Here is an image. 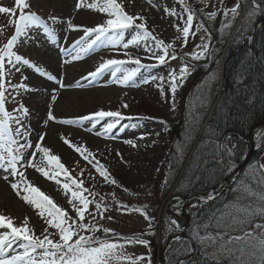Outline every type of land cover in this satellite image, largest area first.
<instances>
[{
	"label": "rangeland",
	"instance_id": "374dc122",
	"mask_svg": "<svg viewBox=\"0 0 264 264\" xmlns=\"http://www.w3.org/2000/svg\"><path fill=\"white\" fill-rule=\"evenodd\" d=\"M27 2L30 4L27 11L40 14L43 19L40 18L53 28L56 34L55 40L50 41L42 29H35L30 31L28 37H21L14 46L13 51L30 60L45 72L55 76L56 80H49L46 76L41 75L28 66L17 65L21 71L15 73L12 83L22 82L27 86L28 90H21L15 103L8 102L6 104L7 110L12 111L19 104H23L27 108L26 100L29 97L43 96L42 120L38 121L39 125L31 122L30 110L24 121L33 130L29 139L34 144L38 140L36 133H46L45 139L41 142L43 146H47L52 154L60 157L61 162L70 170V174L73 177L83 179L85 182L84 187L99 193L96 197L97 200L99 196L105 197V202L109 203L113 209L105 215L111 216L113 219L101 220L99 221L100 224L114 230L119 236L130 237L136 235L152 239L153 242L147 246L139 244L126 245L124 249L126 254L150 257V264H169V258L178 254L180 247L186 248L184 246L185 242L180 240L181 237H185L183 234L186 232L182 233L180 237L175 235L173 232H175L176 228L173 229L169 221L172 219L177 220L179 227L182 228L187 213L184 204L174 200L179 195L172 193L173 189L168 191L166 188L167 184L165 181H168L169 176L166 164L164 165V158L171 148V127L176 122L177 115H180L177 102L186 95V92L188 94L192 83L196 79L197 65L202 64L203 60L207 58L197 61L193 60L190 54L197 50V45L202 43H209L210 49L213 46L212 35L210 39L202 41L201 37L207 36V33L201 30L195 36H190L187 45L182 47L183 41L176 39L178 33L173 26L176 23H180V21L175 16L167 15L164 11L165 8H175L178 12L181 11L175 0H153L155 7L148 3V0H131V2L130 0H123V6L128 13L143 15L146 18L149 30L155 36L163 39L166 43H173L174 53L170 49L169 57L164 65L142 68L127 86H122L114 82L116 78L111 76L110 71L95 79L88 77V73L94 71L103 59H127L124 55L125 52H129L133 58H140L144 64H156L155 59L150 58L151 54L145 48L143 42L138 46L132 45L128 49H124L119 45L115 48H99L87 53H80V59H73L80 47L77 41L84 37L82 28L94 27L102 23L107 18L106 15L87 7L76 10L77 0H27ZM86 2L91 3L92 0H86ZM188 2L198 14L194 20L193 31H195V24L203 19L199 15L201 8L205 12H211L221 7L231 8L235 6L237 0H223L222 5L220 0H208L206 7L199 0H188ZM11 3L14 4V0H6L0 3V6L9 7L10 5L12 7ZM16 16L18 18V12ZM50 17H56L57 22L53 24ZM2 19L6 22V25L2 33L0 31V47L14 34V27L8 23L9 16L0 14V23ZM218 19L220 21L223 19L222 12L218 14ZM69 21H71L73 26L77 27L70 28ZM203 22L208 23L207 26L209 28L211 27L210 21L204 19ZM237 22L236 20L234 27L238 25ZM133 35H135V30H128L125 33L123 42L127 43ZM84 38L90 39V37ZM46 54L50 56L49 60L44 56ZM157 54L162 53L157 50ZM172 54L176 56V59L171 58ZM184 64L189 66V75L173 95L168 84V74L172 70L179 73L180 67ZM78 65H82L80 69H78ZM71 67L77 70L76 76L70 77L67 75L66 70ZM123 67L125 70L130 71L137 66L126 64ZM122 75L123 73H118V77ZM152 77H164L165 79L161 83L159 79L153 81ZM145 80L148 82L145 83ZM61 84H63V87H61ZM161 87L164 89L163 92ZM53 95L56 96L55 101L52 100ZM124 104H127L128 107H123ZM49 110L52 111L56 119L48 121L45 125ZM99 110L120 111L126 119L120 120L109 133L99 136L96 133L103 132L104 125L112 122V118L100 121L95 128L92 127V123L89 121H83L75 125L59 123L60 120L78 119ZM71 130L73 131L71 132ZM255 130H258V132L256 137L252 138L253 151L251 154L249 153L250 140L247 138L249 141L246 139V148L242 158L238 163H232L234 171L231 172L232 174L230 173L231 175L240 176L246 169H249L254 150L264 146V128L263 130L260 128L250 129L248 137L252 136ZM62 136L69 139L71 143L83 146L94 153L95 157L108 169L116 184H106L103 178L96 173L95 168L88 164L74 149L63 143ZM175 138L178 139L177 136ZM128 140H131L136 146L133 147L126 143ZM20 142L24 143L23 140ZM28 151L30 154L32 149ZM117 152L120 153L119 156ZM259 162L264 165V155ZM241 166L243 167L239 170L240 172L235 174L234 172ZM81 169L85 170L83 176L78 175ZM20 170L25 171L23 168ZM5 174L0 170V214L12 217L16 225H20L27 217L29 227L34 229L35 234H42L43 230L48 226L38 216L37 210L25 203L11 189L10 181L18 182L19 177H16L14 181L12 177H9V181H5L2 178ZM25 174L28 180L49 195L58 206L64 208L73 217L75 216L71 205L68 203L70 193L65 194L62 188L54 181L44 178L32 168H28ZM93 176H95V180L92 178ZM60 179L64 182L63 177H60ZM232 182L233 188L235 187L233 179ZM109 194H114L115 200ZM85 195H88V193H85ZM226 195L228 194L225 193L208 203ZM89 198L91 199L92 197ZM177 202L180 206L179 213L174 207ZM117 203L126 205L128 210H115ZM194 203V201L191 202L193 205ZM227 203L225 201L222 208ZM135 208L144 209L147 216L153 218L151 228H149V222L144 215L132 211ZM90 209L94 210V205H90ZM89 219L90 217L86 218L85 222H88ZM192 228L187 233L189 236ZM3 231L6 230H0V234H3ZM49 231L54 232L55 230L49 228ZM84 234L87 235V233ZM96 235L101 238L104 236L103 232H98ZM172 236V242L167 246L163 241ZM109 238L111 239V237ZM114 242L124 243L123 240ZM20 243L18 242L14 245L5 255L22 253L23 249L19 246ZM192 246L208 254L213 251L211 247L204 249L201 246H197L195 242L192 243ZM194 253L195 251L180 260L185 261L193 256ZM219 260L220 262L223 261L222 263H231L226 257L220 256ZM178 261L175 264H178ZM210 263H213L211 259ZM123 264H127V262H123ZM143 264H149V261L145 259Z\"/></svg>",
	"mask_w": 264,
	"mask_h": 264
},
{
	"label": "snow or ice",
	"instance_id": "6c2138e0",
	"mask_svg": "<svg viewBox=\"0 0 264 264\" xmlns=\"http://www.w3.org/2000/svg\"><path fill=\"white\" fill-rule=\"evenodd\" d=\"M199 2L206 7L208 0H199ZM220 2L222 5L223 0H220ZM148 3L152 4L153 7L156 6L153 4V0H148ZM175 3L179 5L181 11L178 12L175 8H165L164 11L167 15L175 16L180 21V23L173 26L178 33L176 39L183 41L182 47L187 45L190 36H195L201 30L207 33V36L201 37L202 41L210 39L211 33L208 32L203 21L204 19L213 21L221 12L223 19L221 20L220 31L229 33L238 18L241 20L246 18L249 22H252L254 16L264 14V0H237L235 6L231 8L221 7L211 12H205L201 8L199 15L203 19L195 24V31H193L194 20L198 15L197 11L190 5L188 0H175ZM242 6H244L243 14ZM29 7L30 4L27 0H14V6L11 8L0 6V14L11 17L8 23L14 25V34L0 47V170L6 173L2 176L5 181H9V177H12L13 181L16 177H19L18 182L10 181L11 189L25 203L37 210L38 216L48 227L43 230L42 234L36 235L34 229L29 227L27 217L20 225H16L12 217L0 214V230H6L3 231V234H0V264H123V262L143 264L145 259L150 264V257L133 256L124 252L126 245L139 244L147 246L149 244L148 240L136 235L130 237L119 236L114 230L99 223L104 219H113L111 216L105 215L113 210L112 206L105 202L104 196H99L97 200L96 197L99 193L84 187V180L73 177L70 170L61 162L60 157L52 154L47 146H43L41 142L45 139L46 133H36L38 140L34 144L29 139L33 130L30 125L24 123L29 110L23 104H19L12 111H8L6 108L8 102L15 103L17 101L21 90H28L22 82L12 83L15 73L21 71L17 65L28 66L46 76L49 80H56L55 76L45 72L30 60L13 51L17 41L21 37H28L30 31L35 29H42L50 41L55 40L56 34L53 28L36 13L26 12L25 10ZM84 7L104 14L107 18L94 27L82 28L84 37H90V39L82 37L80 41H77L80 47L73 59H80V53H87L99 48H115L119 45L124 49H128L132 45L138 46L143 42L145 48L151 54L150 58L156 61V64H144L140 58H133L129 52H125L124 55L127 59H103L94 71L88 73V77L95 79L110 71L111 76L116 78L115 83L127 86L140 69L164 65L169 57V50L172 49L174 53L173 43H166L163 39L155 36L149 30L146 18L143 15L128 13L123 6V0H92L91 3H87L86 0H77L76 10ZM17 12L18 18L16 16ZM50 19L53 24L57 22L56 17H50ZM68 24L70 28L77 27L73 26L71 21ZM130 29L135 30V35L127 43H124L125 33ZM0 31H2V27H0ZM245 31L246 26L242 24L241 28L237 29V35L234 39L243 38L242 34ZM248 39L251 41V37H248ZM209 47V43L197 45V50L190 54L191 58L197 61L206 58L211 54ZM157 50L162 54H157ZM171 58L176 59V56L172 54ZM126 64H134L137 67L128 71L123 67ZM118 73H123V75L118 77ZM188 75L189 66L187 64L180 67L179 73L175 70L169 72L168 84L173 95ZM157 79L163 83L165 78L152 77L153 81ZM212 80H215L214 73L211 74L209 81V95ZM147 82L145 80V83ZM236 83L238 85L241 83L239 74H237ZM61 87H63V84H61ZM161 91H164L163 87H161ZM55 99L56 96L53 95L52 100L55 101ZM197 99L199 103L191 106L197 112L195 114L190 112V115L193 116L192 124L189 125L190 128L199 125L201 118L198 115V110L204 108L208 97L202 92ZM123 107L126 108L128 105L124 104ZM106 118H112V122L106 123L103 132H97L96 135L109 133L120 120L126 119L120 111L99 110L78 119L60 120L59 123L75 125L83 121H89L92 123V127L95 128L97 123L104 121ZM55 119L52 111L49 110L45 125L48 121ZM162 123L164 122L162 121ZM214 134L215 130L210 129L209 132H206L209 140L205 147H211L212 151L209 155L213 159L219 156V163L224 164V157L231 158L235 154L234 150L237 146L232 144L231 147H228L227 144H221L218 138L215 140L211 138ZM61 139L64 144L74 149L88 164L95 168L96 173L103 178L106 184H116L108 169L95 157L94 153L83 146L71 143L69 139L63 136ZM226 139L230 144L231 137ZM21 140L24 143H21ZM126 143L133 147L136 146L131 140L126 141ZM29 149H32L30 154ZM176 153L182 157L183 148L178 147ZM117 155L119 156L120 153L117 152ZM203 163L206 165L208 160L205 159ZM200 167V160L197 158L196 168L200 169ZM22 168L25 171H21ZM28 168H32L44 178L54 181L65 194L70 193L68 203L75 213L74 217L28 180L25 174ZM84 171V169H81L78 175L83 176ZM233 171L234 168L229 164L227 172L231 173ZM60 177L64 178V182L61 181ZM92 178L95 180V176ZM187 179L189 183L192 182L191 178ZM199 179L200 177L196 176V180ZM233 180L235 187L231 191L238 193L234 201L228 202L222 209H209L204 214L197 213L200 218L194 222L189 243L184 249L185 255H190L196 250L193 248L192 242L204 249L211 247L213 251L210 254L202 252L201 259L195 261L194 264H209L210 259L213 264H220V256L228 258L231 264H264V165H250L249 169H246L240 176H234ZM167 182L166 180L165 183ZM85 193H88V195H85ZM109 195H112L113 200H115L114 194ZM199 199L206 205L209 201L215 200L216 197L209 193L206 197ZM90 205H94V210L90 209ZM174 207L179 213L180 206L178 202ZM193 207L197 208L199 205H193ZM121 209L127 211L128 207L117 203L115 210L120 211ZM132 211L144 215L149 222V228H151L153 218L147 216L144 209L135 208ZM88 217L90 219L85 222ZM169 224L173 229L179 227L178 221L175 219L170 220ZM49 228L55 231L50 232ZM213 228L216 231H209ZM98 232H103V238L96 235ZM237 232L240 234H234ZM84 233H87V235ZM119 240H123L124 243L114 242ZM18 242H21L19 246L23 249V252L6 256L5 253H8ZM178 264H184V261L180 260Z\"/></svg>",
	"mask_w": 264,
	"mask_h": 264
},
{
	"label": "trees",
	"instance_id": "16d2710c",
	"mask_svg": "<svg viewBox=\"0 0 264 264\" xmlns=\"http://www.w3.org/2000/svg\"><path fill=\"white\" fill-rule=\"evenodd\" d=\"M237 21L238 25L233 27L230 33L220 31L221 21L218 16L209 22L212 28L207 26L208 23H204L212 35L213 46L209 49L211 54L204 63L197 65L195 85H192L188 94L186 92V95L177 102L180 115H177L178 118L171 127V148L164 158V165L166 164L169 176L166 188L168 191L173 189L172 193L182 198L203 195L220 185L228 174L229 164L238 163L242 158L246 148L243 139L253 126L264 122V14L254 16L252 22L246 18L243 20L238 18ZM242 24L246 26V31L242 34L243 38L234 39L237 29L241 28ZM248 37H251V41ZM213 73L215 80L210 82L209 95V81ZM237 74L241 80L239 85L236 83ZM216 86L220 87L217 95L214 93ZM202 92L208 100L204 108L198 110L201 118L199 125L190 128L189 125L193 121L190 112L193 114L197 112L191 106L199 103L197 98ZM210 129L215 130L212 139L218 138L221 144L228 145L226 138L231 137L230 147L232 144L237 146L231 158L224 157V164L219 163V156L213 159L209 155L212 151L211 147H205L209 140L206 132ZM176 136L178 139L175 138ZM178 147L183 148L182 157L176 153ZM263 150L264 147L254 153L251 165H260L257 159ZM197 158L200 160V169L196 168ZM205 159L208 160L206 165L203 163ZM196 176L200 179L196 180ZM187 178H191L192 182L189 183ZM237 195L238 193L230 192L223 198L199 207L191 217L184 246L189 243L190 236L187 233L200 218L197 213L204 214L209 209H222L225 201H234ZM209 231L216 230L213 228ZM149 241L153 242L152 239ZM179 249L178 254L169 258V264H175L187 256L184 247ZM195 249L194 255L185 260L184 264H194L201 259L202 251L197 247ZM222 262L220 264H231ZM209 264L213 263L209 260Z\"/></svg>",
	"mask_w": 264,
	"mask_h": 264
},
{
	"label": "water",
	"instance_id": "95a60500",
	"mask_svg": "<svg viewBox=\"0 0 264 264\" xmlns=\"http://www.w3.org/2000/svg\"><path fill=\"white\" fill-rule=\"evenodd\" d=\"M218 88H215L214 91H217ZM258 127H261L263 128L264 127V123H261V124H257L255 125L253 128H258ZM252 128V129H253ZM249 140H250V146H249V153L251 154V152L253 151V143L251 142V135L249 136ZM243 166H241L238 170H236L234 173L237 174L239 173L240 169H242ZM233 176L234 175H230L226 180H224L220 186V188L217 190V192L215 191L212 192V195L215 196L216 198L222 196L223 194L227 193L233 186V182H232V179H233ZM209 193L203 195V196H192L190 198H186V199H180V202L184 203L185 204V208H186V222H188L189 220V217H190V204L191 202H197V205H202L204 204L203 202L200 201L199 198L201 197H206ZM187 225L183 226L181 229H179L178 231H175L173 232L175 235H181L184 231V229L186 228ZM167 238L163 241L164 243L166 242Z\"/></svg>",
	"mask_w": 264,
	"mask_h": 264
},
{
	"label": "bare ground",
	"instance_id": "6f19581e",
	"mask_svg": "<svg viewBox=\"0 0 264 264\" xmlns=\"http://www.w3.org/2000/svg\"><path fill=\"white\" fill-rule=\"evenodd\" d=\"M45 57L48 58V60L50 59V56L49 55H44ZM49 63V62H48ZM82 65H78L77 67H79L78 69L81 68ZM53 67V65H52ZM67 75L70 76V77H73V76H76V74L78 73L77 70L74 69V67H71V68H68L67 70ZM80 71V70H78ZM70 79V78H68ZM27 102V108L30 110V120L32 123H37V125H39V120H42L41 118V115H42V111H43V105L42 103L44 102V98L43 96H36V97H29L28 100H26ZM34 124V125H35ZM36 126V125H35ZM37 127V126H36ZM73 130H71L72 132ZM258 130H255L253 133H252V137L253 139L256 137V134H257Z\"/></svg>",
	"mask_w": 264,
	"mask_h": 264
}]
</instances>
